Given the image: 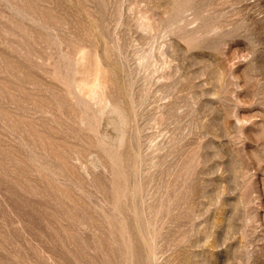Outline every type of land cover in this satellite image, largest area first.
<instances>
[{"label": "rangeland", "instance_id": "374dc122", "mask_svg": "<svg viewBox=\"0 0 264 264\" xmlns=\"http://www.w3.org/2000/svg\"><path fill=\"white\" fill-rule=\"evenodd\" d=\"M0 264H264V0H0Z\"/></svg>", "mask_w": 264, "mask_h": 264}]
</instances>
